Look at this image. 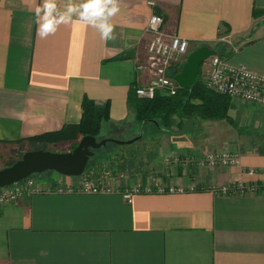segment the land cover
<instances>
[{
  "label": "crops",
  "instance_id": "obj_1",
  "mask_svg": "<svg viewBox=\"0 0 264 264\" xmlns=\"http://www.w3.org/2000/svg\"><path fill=\"white\" fill-rule=\"evenodd\" d=\"M55 2L60 11L69 4ZM43 3L0 0V144H39L26 141L68 130L59 143L70 147L87 98L109 104L97 139L118 131L124 141L137 139L121 149L138 157L125 171L131 182L181 185L184 192L137 195L128 204L119 194L52 191L0 205V264H264V194L209 190L239 180L264 185V110L230 101L239 132L229 126L227 143L242 146L228 149H239L243 171L202 170L194 163L206 150L194 141L197 127L177 125L178 118L167 129L142 127L129 106L133 91L149 80L136 67L146 58L153 14L163 18L167 35L188 42V52L230 37L236 48L228 47L226 58L264 75V0H118L110 19L115 38L107 42L76 16L42 39L36 9ZM207 69L200 67L199 78ZM175 155L189 165L164 163ZM249 169L253 177L244 173ZM38 181L55 189L76 187L79 178L48 173Z\"/></svg>",
  "mask_w": 264,
  "mask_h": 264
},
{
  "label": "built area",
  "instance_id": "obj_2",
  "mask_svg": "<svg viewBox=\"0 0 264 264\" xmlns=\"http://www.w3.org/2000/svg\"><path fill=\"white\" fill-rule=\"evenodd\" d=\"M153 6V3H149ZM164 20L160 15L150 16L146 31L150 39L146 46V58L137 64V71L144 72L148 76V83L135 89L136 97L145 100L154 99L156 94L175 96L180 88L174 81L172 69L181 64L188 55V42L175 35H167L163 31ZM234 51L235 47L229 41H223ZM223 56V57H222ZM227 55L210 57L203 65H207L206 73L200 77L201 84L209 91L225 95L230 99L246 104L256 105L264 110V75L255 73L245 66L232 64ZM196 160V159H193ZM165 164L187 167L189 159L183 161L179 156L164 158ZM199 169H213L216 167L238 168L241 167L240 151L238 148H222L203 153L200 159L194 161ZM248 177L256 173L253 169L244 172ZM264 173V171H263ZM59 179L63 176L58 175ZM76 187L70 185L62 188L61 183L55 189L46 187L32 176L5 188H0V205L18 203L25 196H33L46 192L59 194H83V195H112L119 194L122 199L130 204L137 195H163L183 193L181 185L165 186L163 183H142L128 179L118 180L108 172L97 173L86 169L80 175ZM189 187L188 190H193ZM209 190L214 194L227 195H256L264 194V185L246 183L242 180L230 181L219 187L211 186Z\"/></svg>",
  "mask_w": 264,
  "mask_h": 264
},
{
  "label": "trees",
  "instance_id": "obj_3",
  "mask_svg": "<svg viewBox=\"0 0 264 264\" xmlns=\"http://www.w3.org/2000/svg\"><path fill=\"white\" fill-rule=\"evenodd\" d=\"M255 15V14H254ZM190 52H188L189 54ZM220 54V53H219ZM221 55V54H220ZM225 56V54H222ZM223 57V56H222ZM184 61L175 67L172 75L180 72ZM200 69L197 74L196 84L188 90L179 88L175 96H166L156 94L154 99L145 100L136 97L135 90L129 99V106L135 112L136 120L140 123H154L157 128L167 129L174 125L175 119L178 118L177 125L182 124L183 119L199 118L202 121H224L229 126H233L232 119L229 116L231 106L230 99L225 95H220L204 88L199 79ZM80 122L71 130L73 135V144L69 149L76 147V142L81 137L98 138L101 124L110 119L109 104L98 107L92 100L83 99L81 104ZM68 130L57 133L41 135L28 139L27 144H53L68 139ZM64 139V140H63ZM19 145H23L18 143ZM11 162L7 166H11ZM4 167V168H5ZM3 169V168H2Z\"/></svg>",
  "mask_w": 264,
  "mask_h": 264
},
{
  "label": "rangeland",
  "instance_id": "obj_4",
  "mask_svg": "<svg viewBox=\"0 0 264 264\" xmlns=\"http://www.w3.org/2000/svg\"><path fill=\"white\" fill-rule=\"evenodd\" d=\"M223 41H229L231 43L230 37H225V38L218 40V42L212 45H206V46H208L210 49L216 50V52L220 53L221 55L222 54L227 55L225 52L228 49V45H226V43H224ZM185 60L186 58L184 59V62ZM202 66L204 65L202 64L201 67ZM230 101H235V100L230 99ZM141 125L143 127L144 125H149V124L144 123ZM180 125H184V126H187L186 128L189 127L192 129L194 127H197L196 133H193L195 135L194 141L197 145L205 148L206 149L205 152L210 151V150L228 148L231 146H237L238 148L242 146L241 144L240 145L234 144L235 141L234 143H227L226 137L228 135V132L226 129H229V125L224 121H202L201 119L196 118L193 120L187 119L186 122H183ZM233 129H235V131L239 130L235 125ZM244 130L245 129H243L242 131ZM111 134H112L111 137H107V138L102 137L101 139L125 142L123 139H121V138H124L122 137L121 132L119 131L112 132ZM232 137H235V136H231L229 138L232 139ZM251 137L252 138L256 137V135H253ZM80 139L76 142V146L78 142L80 141ZM128 147L127 146L119 147L112 142H108L105 147L98 149L94 152V156L89 159L88 164L85 169L87 171L93 170L94 172H97V173L108 172L118 180L128 179L129 180L128 182L131 183L130 182L131 179L129 176H126L127 173L125 171L132 172V169L134 167V162L138 160V157L136 156L134 158V155L133 153L131 154V152L122 153L121 149H127ZM36 150L63 153V152H70L73 149H69V147L67 148L66 146L64 147V145L60 143H57V145L55 146L53 144L52 145L50 144H30V145H19V146L18 144L13 145V146H9L6 144L5 147H3V145L0 144V169L4 168L6 165H8L11 162H16L17 160H19L25 152L36 151ZM142 152L143 150L141 151L140 155L143 156L144 154ZM162 154H164V152ZM48 173L54 174V172H46V173H42L38 175H33L32 177L36 181H38V180H41V178L43 177L45 178L46 174Z\"/></svg>",
  "mask_w": 264,
  "mask_h": 264
},
{
  "label": "water",
  "instance_id": "obj_5",
  "mask_svg": "<svg viewBox=\"0 0 264 264\" xmlns=\"http://www.w3.org/2000/svg\"><path fill=\"white\" fill-rule=\"evenodd\" d=\"M217 54L208 46H201L191 51L173 79L181 89L188 90L197 82V74L203 63ZM137 139L129 141L97 140L94 137H82L77 146L70 152L55 153L50 151H28L13 163L0 169V188L8 187L21 180L46 172H54L64 177H79L84 172L88 161L94 152L112 142L117 146L132 144Z\"/></svg>",
  "mask_w": 264,
  "mask_h": 264
},
{
  "label": "clouds",
  "instance_id": "obj_6",
  "mask_svg": "<svg viewBox=\"0 0 264 264\" xmlns=\"http://www.w3.org/2000/svg\"><path fill=\"white\" fill-rule=\"evenodd\" d=\"M118 11V0H85L83 4H74L69 0L64 11L57 8L55 0H44L43 5L36 9L37 32L45 39L54 34L61 24L71 23L76 16L79 21L97 28L101 38L107 42L115 38L110 19Z\"/></svg>",
  "mask_w": 264,
  "mask_h": 264
}]
</instances>
